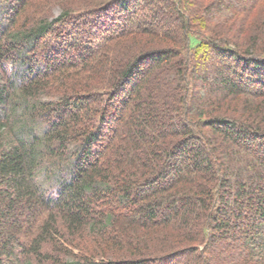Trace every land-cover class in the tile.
Returning <instances> with one entry per match:
<instances>
[{"label": "trees", "instance_id": "trees-1", "mask_svg": "<svg viewBox=\"0 0 264 264\" xmlns=\"http://www.w3.org/2000/svg\"><path fill=\"white\" fill-rule=\"evenodd\" d=\"M195 3L0 0V264H264V0Z\"/></svg>", "mask_w": 264, "mask_h": 264}, {"label": "rangeland", "instance_id": "rangeland-1", "mask_svg": "<svg viewBox=\"0 0 264 264\" xmlns=\"http://www.w3.org/2000/svg\"><path fill=\"white\" fill-rule=\"evenodd\" d=\"M196 1H198V0H196ZM192 2H193V4H196L195 3V0H192ZM262 9V8H261ZM54 11H55V14H58L59 13V8H57V7H55L54 8ZM263 17V18H262ZM259 20H256L255 21V27H259V25H262V23H263V19H264V8L261 10V12H260V17L258 18ZM207 24H208V22H207ZM210 24H212V26L213 25H215V22H212V23H210ZM234 32H235V30H234ZM234 32L233 33H230L228 36H230V37H233V35H234ZM251 33V32H250ZM259 35H260V33H259ZM258 34H256V32H255V30L249 35V36H259ZM262 37L264 38V30H263V35H262ZM211 63H212V61L211 60H206L205 61V64H204V67H203V69H204V72L203 71H201V72H197L198 73V75H200V80L201 81H203L204 80V78L203 77H211L213 74L211 73V71H210V67H211ZM211 73V74H210ZM203 83H204V81H203ZM36 179H37V181L40 183V184H42L44 187H47L48 186V181H46L47 180V175H46V172H45V168H43V169H41L40 168V171L36 174ZM230 206V205H229ZM229 209H230V207H228Z\"/></svg>", "mask_w": 264, "mask_h": 264}]
</instances>
